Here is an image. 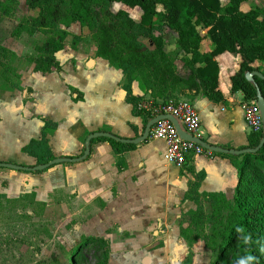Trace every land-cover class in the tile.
<instances>
[{
	"label": "crops",
	"instance_id": "obj_1",
	"mask_svg": "<svg viewBox=\"0 0 264 264\" xmlns=\"http://www.w3.org/2000/svg\"><path fill=\"white\" fill-rule=\"evenodd\" d=\"M84 28L71 25L64 49L55 53L62 64L61 73L34 71L33 63L20 57L15 80L18 87L10 83L0 85V161L36 165V158L24 152L23 147L31 139L42 136L45 121L55 124L54 128L46 129L55 157L82 153L87 136L96 131H110L128 139L144 132L147 117L134 114L132 104L127 101L123 71L96 56V42L84 33ZM38 33H23L20 54L16 53L20 56L33 53L35 46L43 42L36 39ZM75 35L82 38L74 48ZM211 50L209 38L203 39L201 51ZM216 59L220 62L219 88L226 101L217 103L202 93L192 99L204 140L234 149L248 144L250 132L242 109L243 93L230 90V77L238 69L241 57L224 52ZM231 64L233 68L229 72ZM69 86L76 88L82 98L75 99L77 93H71ZM132 92L149 96L140 79L133 81ZM10 124L18 126L13 138ZM121 157L126 167L119 171L117 163ZM189 159L194 171L184 167L186 164L169 163L165 142L152 137L122 154L116 153L109 141L99 140L91 143L89 157L79 162L65 161L43 171L0 168V193L12 195L31 188L40 201L50 202L64 196L68 205L94 203L103 209L108 207L125 227L134 231L144 229L142 240L157 235L168 247L176 239V250L187 252L193 263L197 249H205L204 242L180 239L179 226L175 232L171 231L176 220L197 207L195 200L184 199L190 184L196 181L198 173L204 172L198 192L224 193L232 200L239 172L229 158L218 152L213 157L194 155Z\"/></svg>",
	"mask_w": 264,
	"mask_h": 264
},
{
	"label": "trees",
	"instance_id": "obj_2",
	"mask_svg": "<svg viewBox=\"0 0 264 264\" xmlns=\"http://www.w3.org/2000/svg\"><path fill=\"white\" fill-rule=\"evenodd\" d=\"M25 1L37 13L22 18L12 29L11 36L19 38L23 33L34 35L40 32L46 38L35 46L33 53L22 56L0 44L1 55H8L5 57L7 61L0 59L1 79L14 87H18L14 78L19 75L15 64L19 57L33 63L34 71L61 73L62 64L55 53L64 49L66 38L70 35L69 27L78 24L88 28L91 38L96 42V56L108 60L123 71L126 99L132 104L136 115L143 114L137 108L142 97L132 92V83L136 79L141 80L145 90L154 98H163L168 93L174 97L186 94L195 98L202 93L214 102H225L226 97L219 88L220 69L215 59L224 52L241 57L238 69L230 77L231 92L241 91L244 100L258 99L259 96L264 99V78L253 74L249 79L246 75L254 71L264 74V10L253 5L243 10L241 5L250 0ZM114 4L140 8V20L132 18L124 8L114 9ZM0 6L4 14H10L1 1ZM2 18L3 15L0 21ZM166 27L178 35L177 45L184 53V65L189 68L187 77L177 74L175 60L165 50L162 31ZM140 37L148 39L154 48H144ZM81 38L82 35L74 36V48ZM205 38H209L212 44L211 51H201ZM186 89L189 91L186 92ZM69 90L77 93L75 99L82 98L76 88L69 86ZM54 127V123L45 121L42 136L31 139L23 147L24 152L36 158V164L56 158L49 146L46 131ZM105 132L110 134L109 137L92 138L90 145L95 141L107 140L118 154L136 147L134 142L122 141L128 139L126 137ZM247 139L248 144L245 146L234 149L223 146L224 150L218 152L229 158L239 172L232 200L224 193H199L198 187L204 172L196 175V181L190 184L184 196V199L195 200L197 207L186 212V217L183 216L184 222L179 225V238L187 242L201 239L213 254L212 264H264V253L259 246L264 229V130L249 132ZM240 150L247 151L237 154L236 151ZM83 154L84 151L64 158L66 162H79L89 157L88 154L84 158ZM189 161L188 158L184 167L194 171ZM117 164L119 171L126 167L122 157ZM250 172H255L256 176H250ZM205 202L209 203L210 212H207ZM73 259L71 254V261ZM108 259L109 252L106 250L100 264H107ZM189 259L191 257H187L184 262L191 264Z\"/></svg>",
	"mask_w": 264,
	"mask_h": 264
},
{
	"label": "rangeland",
	"instance_id": "obj_3",
	"mask_svg": "<svg viewBox=\"0 0 264 264\" xmlns=\"http://www.w3.org/2000/svg\"><path fill=\"white\" fill-rule=\"evenodd\" d=\"M0 1L10 13L4 14L5 11L0 6V16L3 15L0 21V44L20 54V37H12L11 31L20 19L36 14L37 10H31L25 0H15L13 3ZM251 5L264 10V0L246 1L241 8L247 10ZM113 8H124L132 18L140 20V8L127 9L119 4H114ZM84 33L90 35L88 28H84ZM162 35L165 50L175 60L177 74L187 77L189 68L182 60L184 53L177 45L178 35L167 27ZM45 38L43 33L36 35L38 42ZM140 40L145 45L144 48H154L148 39L140 37ZM25 51L24 49L23 52L26 53ZM1 52L0 59L7 61L5 57L8 55H1ZM216 61L220 69V62L218 59ZM15 64L20 69V57ZM232 68L233 64L229 67V72ZM1 78L0 74V85L7 84ZM17 127L16 124L9 125L11 138ZM249 175L256 176V173L250 172ZM99 206L94 203L68 205L64 196L55 197L50 202L36 200L31 188L12 195L0 193V264H100L106 250L109 252L107 264H186L185 259L191 257L187 256V252L176 250V239L171 241L173 246L168 247L165 240L157 235L142 240L144 229L140 227L134 231L125 227L119 217L112 216L108 207L103 209ZM101 206L103 207L102 202ZM205 208L207 212L211 211L208 203ZM180 218L174 222L176 227L171 231L175 232L184 222V217ZM261 239L259 246L264 253V229ZM204 248L206 250L202 247L197 249L192 264H212V252L206 246Z\"/></svg>",
	"mask_w": 264,
	"mask_h": 264
},
{
	"label": "built area",
	"instance_id": "obj_4",
	"mask_svg": "<svg viewBox=\"0 0 264 264\" xmlns=\"http://www.w3.org/2000/svg\"><path fill=\"white\" fill-rule=\"evenodd\" d=\"M137 108L147 115V123L150 122L148 137L165 142L169 163L183 166L191 156L213 157L216 154L212 149L214 145L203 138L192 97L186 94L174 97L168 93L163 98H154L149 94L142 97ZM242 109L250 132L264 130L258 99L244 100Z\"/></svg>",
	"mask_w": 264,
	"mask_h": 264
},
{
	"label": "water",
	"instance_id": "obj_5",
	"mask_svg": "<svg viewBox=\"0 0 264 264\" xmlns=\"http://www.w3.org/2000/svg\"><path fill=\"white\" fill-rule=\"evenodd\" d=\"M253 74H256L257 76H259L260 78H264V74L260 71H254V72H248L247 78L251 79ZM258 103L260 105V109H261V113H262V117H263V124H264V99L262 96L258 97ZM170 117V116H167ZM149 124L150 122H148L146 124L145 130L142 133V135H140L139 137L136 138H132V139H122V141L124 142H134V143H139L140 141L145 140L148 137V133H149ZM109 133L105 132V131H96L93 132L91 134H89L86 138L85 141V150H84V154L83 157L85 158L89 153H90V141L92 138L95 137H109ZM263 141H261L260 145L262 144ZM212 149L216 152H222L224 149L220 146H212ZM247 150H240V151H236L237 154H242ZM66 161V158L64 157H56L53 160H50L47 163L44 164H36L34 166L28 167V166H22L20 164H16V163H12V162H4V161H0V168H9V169H14V170H26V171H43L46 170L47 168H49L52 165H56V164H60Z\"/></svg>",
	"mask_w": 264,
	"mask_h": 264
}]
</instances>
